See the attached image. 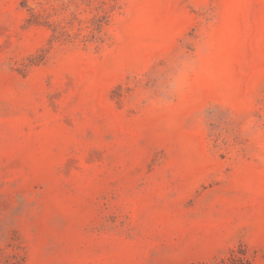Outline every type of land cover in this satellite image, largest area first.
Wrapping results in <instances>:
<instances>
[{
    "label": "rangeland",
    "instance_id": "obj_1",
    "mask_svg": "<svg viewBox=\"0 0 264 264\" xmlns=\"http://www.w3.org/2000/svg\"><path fill=\"white\" fill-rule=\"evenodd\" d=\"M264 264V0H0V264Z\"/></svg>",
    "mask_w": 264,
    "mask_h": 264
},
{
    "label": "trees",
    "instance_id": "obj_2",
    "mask_svg": "<svg viewBox=\"0 0 264 264\" xmlns=\"http://www.w3.org/2000/svg\"><path fill=\"white\" fill-rule=\"evenodd\" d=\"M246 260L240 256H232L227 262L222 261L221 264H246Z\"/></svg>",
    "mask_w": 264,
    "mask_h": 264
}]
</instances>
